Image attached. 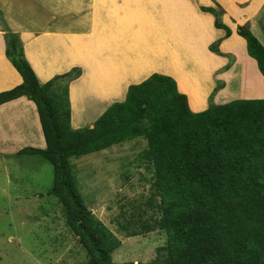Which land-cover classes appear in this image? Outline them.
Returning a JSON list of instances; mask_svg holds the SVG:
<instances>
[{"label": "trees", "instance_id": "trees-1", "mask_svg": "<svg viewBox=\"0 0 264 264\" xmlns=\"http://www.w3.org/2000/svg\"><path fill=\"white\" fill-rule=\"evenodd\" d=\"M199 6L213 16L224 36L208 50L224 56L219 46L232 36L223 23L225 11ZM5 32V55L22 83L0 93V105L25 97L39 116L45 148H24L17 155L36 156L52 167L47 196L61 206L65 223L86 253L85 264H114L121 241L83 203L72 175L71 158L109 149L137 138L152 172L145 204L148 220L121 213L118 228L127 238L165 231L163 264H264V99H235L190 110L173 78L153 73L130 85L122 102L112 103L92 127L72 129L69 84L81 76L72 68L41 84L24 56L19 35ZM264 30V29H263ZM246 53L264 77V47L247 24L237 25ZM222 87L217 86L210 98ZM135 224L139 228L131 229Z\"/></svg>", "mask_w": 264, "mask_h": 264}, {"label": "crops", "instance_id": "crops-1", "mask_svg": "<svg viewBox=\"0 0 264 264\" xmlns=\"http://www.w3.org/2000/svg\"><path fill=\"white\" fill-rule=\"evenodd\" d=\"M94 1V11L89 16L91 21L97 17H104L105 20V23H99L97 33L95 24H89V29L84 30L85 18L81 11L85 8V3L80 0H0V9L4 12L7 26L12 32L19 34L24 56L41 84L72 68L81 69V76L69 84L72 129L91 128L112 103L125 99L130 85L139 84L153 73L173 76L179 83V92L187 96L189 108L194 113L206 110L210 103L221 105L235 99H264V77L260 74L256 61L247 55L244 39L232 31V36L223 40L219 46L224 56H218L208 50L212 42L224 36L223 30L214 28L212 15L202 13L199 8L201 13H197L193 8L195 14L191 18L188 14L182 20L184 15L180 14L182 17L179 16V19H166L164 10L174 9V6L168 3L160 9L158 18L154 20H158L157 31L153 29L154 35L151 33L147 38L140 28H137L142 22H133L131 18L127 20L124 15L135 13L141 16L144 7H141L143 5L140 2ZM203 1L204 7H216V1L224 9L222 21L231 30L237 25L247 24L264 47V0H257L251 9V0H234L232 5L222 0ZM246 1L248 4L245 7L239 6L238 3ZM115 2L125 5L123 13H119V9L116 11L118 4ZM147 2L149 3V0ZM101 3L107 6L105 16H101ZM134 5L138 10L128 11ZM65 7L69 12L65 11ZM53 9L58 16L64 12V18L66 13L76 14L79 21L75 26L77 30L64 31L62 27L68 28V22L65 20L62 24L53 26L50 22L53 18L52 14L50 17V11ZM18 16L33 17L23 19V22L29 21L31 27H26ZM231 19H234V22ZM230 23H233V26ZM130 28L133 29L132 32ZM207 28L210 29L209 32ZM112 29L117 30V36H113ZM124 31L132 35L128 40L120 37ZM188 31H192V36ZM97 34L98 40L91 44L90 41ZM4 35L0 25V93L22 83L20 74L6 58ZM182 37L187 41L190 39L193 44L190 46L195 50L202 46L200 54L205 58L200 64L201 68H190L185 72L186 81L192 83V89L181 82L183 76L179 63L184 62L185 58L188 59L186 55L193 54L192 51H187L188 47L190 48L188 44L184 45L185 49L182 50ZM164 43L175 45L176 48L170 49L164 46ZM144 48L171 60L165 64H151L153 59H150V53H141ZM227 55H233L235 60L229 61ZM181 83L184 88L180 87ZM218 85L222 88L210 99ZM45 146L39 116L32 101L21 97L0 105V155L18 156L17 153L24 148L44 149Z\"/></svg>", "mask_w": 264, "mask_h": 264}, {"label": "rangeland", "instance_id": "rangeland-1", "mask_svg": "<svg viewBox=\"0 0 264 264\" xmlns=\"http://www.w3.org/2000/svg\"><path fill=\"white\" fill-rule=\"evenodd\" d=\"M81 1L85 3V8L81 11L85 18L83 28L86 31L89 29V24H95L94 29L97 33L99 23H105L104 17H97L92 22L89 16L94 11L95 1ZM135 1L140 2L143 5L141 7H144L142 15L139 16L135 13H124V15L127 16V20L133 19V22L140 20L143 25L141 24L137 28H140L147 38L151 36V33L154 35L153 29L157 31L158 23L156 22L158 20H154L158 18L163 6L168 3L172 7L174 6V9L166 8L164 10L166 19L167 17H178L177 19H179L180 14H183V20L188 14L190 18L195 14L193 8L197 13H201L198 8L204 6L205 3L203 0H149V3L147 0ZM222 1L232 5L234 0ZM247 2L238 4L245 7ZM256 2L257 0H251L249 9ZM115 4H118L116 11L119 9V13H123L125 5L117 2ZM134 7L128 11L136 12L138 7ZM65 11L69 12L66 7ZM101 12V16L107 14V6L102 3ZM2 13L4 15L3 11ZM24 14L27 15V13ZM51 14L53 18L50 22L53 26L62 24V21L65 20L68 22V28L62 27L65 29L64 31L77 30L75 26L79 21L76 14L66 13V18H64V12L58 16L55 9L50 11V17ZM18 18L26 27H31V23L23 22V19L33 17L18 16ZM41 20L43 21L44 18L42 17ZM231 20L234 22V19ZM106 25H108L107 22ZM230 25L233 26V23ZM130 29L132 32L133 29ZM112 30L113 36H117V30ZM209 30L207 28V32ZM10 31L12 32V30ZM232 31L236 33V28L233 27ZM192 34L191 31L190 36ZM130 36L132 35L127 31L120 35L127 40ZM98 37L97 34L90 43H95ZM186 44L193 45L190 39L187 41L185 37H182V50L185 49L184 45ZM164 46L170 49L176 48L175 45L169 46L167 43H164ZM201 47L198 50L191 46L188 47L187 51H192L193 54L186 55L188 59L185 58L184 62L179 63L183 76L181 82L189 85L191 89L193 85L186 81L185 72L190 68H201L200 64L205 61L203 55L200 54ZM147 51L150 53V59H153L150 61L151 64H165L171 60V58L160 56L145 48L141 50V53H147ZM198 56L203 58L199 59ZM238 56L240 57V55ZM227 57L229 61L235 60L233 55H227ZM167 76L175 80L179 90L178 81L171 75ZM145 149L146 141L143 138H137L103 151L70 160L72 175L83 203L121 241L120 247L112 253L114 264H163L164 256L158 249L166 245L165 231L155 230L143 236L127 238L125 232L118 228L119 223H124L121 213L126 211L130 216L133 208H136L134 215L136 221L138 218L141 222L148 220L149 212L141 214V209L147 210L145 204L149 196L152 176L148 163L142 157ZM51 185L52 167L46 161L36 156L0 155V264H85L86 253L78 239L67 228L61 206L57 204L56 199L47 196ZM139 227L140 225L135 224L131 229Z\"/></svg>", "mask_w": 264, "mask_h": 264}, {"label": "bare ground", "instance_id": "bare-ground-1", "mask_svg": "<svg viewBox=\"0 0 264 264\" xmlns=\"http://www.w3.org/2000/svg\"><path fill=\"white\" fill-rule=\"evenodd\" d=\"M189 84H192V83H189ZM180 86H181V88H183L184 87V85L181 83L180 84ZM195 89V88H194ZM196 91V90H195ZM195 91H193V93L195 94ZM196 96H198V95H196ZM195 99H197V98H195Z\"/></svg>", "mask_w": 264, "mask_h": 264}]
</instances>
